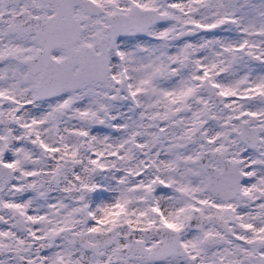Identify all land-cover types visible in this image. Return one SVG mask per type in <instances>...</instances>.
I'll list each match as a JSON object with an SVG mask.
<instances>
[{"label":"snow or ice","instance_id":"obj_1","mask_svg":"<svg viewBox=\"0 0 264 264\" xmlns=\"http://www.w3.org/2000/svg\"><path fill=\"white\" fill-rule=\"evenodd\" d=\"M0 264H264V0H0Z\"/></svg>","mask_w":264,"mask_h":264}]
</instances>
